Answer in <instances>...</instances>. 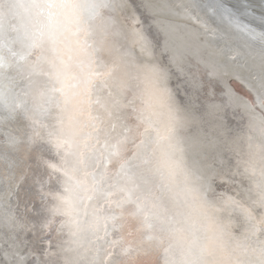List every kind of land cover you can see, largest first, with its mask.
<instances>
[{
  "label": "snow or ice",
  "instance_id": "snow-or-ice-1",
  "mask_svg": "<svg viewBox=\"0 0 264 264\" xmlns=\"http://www.w3.org/2000/svg\"><path fill=\"white\" fill-rule=\"evenodd\" d=\"M0 264H264V0H0Z\"/></svg>",
  "mask_w": 264,
  "mask_h": 264
}]
</instances>
